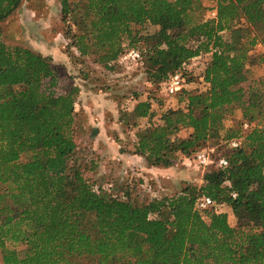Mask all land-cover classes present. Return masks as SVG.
Wrapping results in <instances>:
<instances>
[{
	"label": "trees",
	"instance_id": "obj_1",
	"mask_svg": "<svg viewBox=\"0 0 264 264\" xmlns=\"http://www.w3.org/2000/svg\"><path fill=\"white\" fill-rule=\"evenodd\" d=\"M22 1L0 0V23ZM212 1L216 16L204 20L202 0H59L62 22L71 17L77 28L65 35L76 59L96 55L93 63L112 71L134 48L122 44L125 36L132 40L131 26L145 25L161 28L137 62L148 68L151 86L208 56L206 89L184 92V107L137 130L130 154L170 168L225 132L227 166L205 173L200 187L144 204L112 194L111 183L103 189L84 178L80 160L91 153L77 142L84 136L91 143L97 131L86 128L74 79L49 58L0 42V264H264V127L241 129L264 119V75L247 96L240 85L250 51L259 45L264 52V0ZM240 25L249 34L234 47L222 34ZM136 109L146 118L150 102ZM234 109L245 119L238 129H224ZM231 140L239 146L229 149ZM122 181L128 190L132 181ZM204 197L214 206L198 211ZM218 205L231 208L235 228L214 211Z\"/></svg>",
	"mask_w": 264,
	"mask_h": 264
},
{
	"label": "rangeland",
	"instance_id": "obj_2",
	"mask_svg": "<svg viewBox=\"0 0 264 264\" xmlns=\"http://www.w3.org/2000/svg\"><path fill=\"white\" fill-rule=\"evenodd\" d=\"M202 5L205 9L202 13L203 19L210 20V11L214 7V2L202 0ZM60 10L59 0H23L14 13L0 23V42L22 46L39 53L51 60V64L56 67L59 74L74 79L75 85H88L98 95L101 92L110 91L112 97L120 100L121 116L120 113L118 116H115L114 112L110 113L115 116V119L116 117L118 120L119 117L123 118L127 124L116 127L117 122L112 124V121H107L111 125L107 136H113L112 138L117 136L116 146L109 148L108 143L99 142L98 139L90 143L84 136L80 141L78 139L77 143L85 145L84 148L89 147L91 153L87 159L80 160V169L83 171L84 178L94 186H100L103 189H109L108 185L111 183L114 187L112 194L119 196L125 193L136 204L147 203L154 197L174 196L187 186L200 187L203 175L215 166L206 169L200 167L194 159L195 153L205 151L213 159L228 154V149L224 147L225 142L222 140L225 132L215 134L189 159L180 158L175 166H172L174 175L170 176L154 174L145 164L144 167L135 164L133 161L137 159L133 158L130 153L132 140L137 130L158 123L163 111L184 107V102L180 100L184 92H202L206 89L203 71L208 62V56H200L189 61L184 66L185 69L180 71L184 74L183 87L178 93L167 96L163 85L151 86L146 82L148 68L144 63L142 65L139 63L120 65L117 61L116 66L108 68L113 70L108 71L103 66L93 63L96 55L76 59L78 55L76 49L71 46V41L65 35L67 32L76 33L77 28L70 26L71 17L68 22H62ZM130 29L129 38L132 40L126 39L128 36H125L122 44L126 47L131 42L134 45L131 49L144 53L156 44L161 28L145 25L131 26ZM233 31L236 32H225L222 35L228 43L237 47L244 42L249 29L246 25H240ZM263 56L262 47L257 45L250 51L249 59L244 64V81L240 85L245 96L252 85L264 75V61H261ZM114 70L117 72L113 73ZM83 89L82 87L81 91ZM145 100L150 102V109L148 116L141 118L136 107L139 101ZM244 119L243 111L234 109L226 116L224 129H238ZM252 125L264 127V119L258 118ZM86 128L89 130L88 122ZM103 134L106 133L103 132ZM180 135L181 137L186 136L184 133ZM122 179L132 181L128 190L124 187ZM214 211L225 214L230 227L237 226V218L230 207L218 205L214 207Z\"/></svg>",
	"mask_w": 264,
	"mask_h": 264
},
{
	"label": "crops",
	"instance_id": "obj_3",
	"mask_svg": "<svg viewBox=\"0 0 264 264\" xmlns=\"http://www.w3.org/2000/svg\"><path fill=\"white\" fill-rule=\"evenodd\" d=\"M82 87L84 88L83 91H81ZM111 94H110V91L109 92L104 91L98 95L97 92H95L94 90L90 88V86L82 85L80 86V93H79V98H78V101H79L78 108L79 110H81V112L83 113V116L85 117V120L88 122L89 128L95 129L97 131V134L95 135L93 141L98 139L99 142L108 143L109 148H112L113 145L116 146L118 139L116 135L114 136L115 138H112L113 136L112 137L107 136V134H109L108 129L111 126L109 125L107 121H112V124L117 122V124H115L116 127L118 125L121 126V122L118 120V117H116L115 119V116L116 115L118 116L119 106L121 102L117 97L115 98L112 97ZM110 112H114L115 116H113ZM103 132H105L106 134H103ZM179 136L181 137V135ZM131 156L137 159L133 161L135 162V164L141 167H144V164L147 166V164L141 157H138L135 155H131ZM147 167L149 168V171H151L154 174H158L160 176L174 175L173 170H172L173 167H170V168H157V167H149V166Z\"/></svg>",
	"mask_w": 264,
	"mask_h": 264
},
{
	"label": "built area",
	"instance_id": "obj_4",
	"mask_svg": "<svg viewBox=\"0 0 264 264\" xmlns=\"http://www.w3.org/2000/svg\"><path fill=\"white\" fill-rule=\"evenodd\" d=\"M211 14V19H214L216 16V10L213 7L210 11ZM141 59V53L135 49H125L121 56L118 59V63L120 65H129V64H135L139 62ZM184 80L183 76L180 72H176L173 75L169 77V80L162 84L164 86V92L167 96L174 95L178 93L181 88L183 87ZM253 125L248 124V123H242L241 124V129L245 132L248 131ZM240 140H231L227 143V146L229 149H235L239 146ZM195 161L197 164L206 169L210 166H215V167H221L224 168L227 166V161L223 157H217L215 159L211 158L209 154L205 151H200L195 153L194 156ZM232 198H235V194L231 195ZM214 204L209 198H201L197 200L196 202V209L198 211H204L209 209L210 207H213Z\"/></svg>",
	"mask_w": 264,
	"mask_h": 264
}]
</instances>
